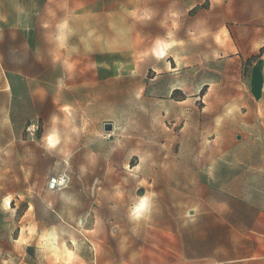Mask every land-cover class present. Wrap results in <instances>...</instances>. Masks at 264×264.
Segmentation results:
<instances>
[{"label": "rangeland", "instance_id": "rangeland-1", "mask_svg": "<svg viewBox=\"0 0 264 264\" xmlns=\"http://www.w3.org/2000/svg\"><path fill=\"white\" fill-rule=\"evenodd\" d=\"M0 60V264H264V0H0Z\"/></svg>", "mask_w": 264, "mask_h": 264}, {"label": "crops", "instance_id": "crops-1", "mask_svg": "<svg viewBox=\"0 0 264 264\" xmlns=\"http://www.w3.org/2000/svg\"><path fill=\"white\" fill-rule=\"evenodd\" d=\"M7 72L8 70L5 68V66L1 63L0 60V78H2V86H0V95L3 97H7L9 95L10 86L7 82ZM7 121V104L6 102L0 103V128H6L8 126ZM9 141V140H7ZM192 260V259H191ZM196 260V259H193ZM199 260H205L209 261L210 264H222V261H220L216 256H205L200 257ZM230 263L233 262V259L228 261Z\"/></svg>", "mask_w": 264, "mask_h": 264}, {"label": "built area", "instance_id": "built-area-1", "mask_svg": "<svg viewBox=\"0 0 264 264\" xmlns=\"http://www.w3.org/2000/svg\"><path fill=\"white\" fill-rule=\"evenodd\" d=\"M68 182H69L68 176L63 174L50 179L48 187L50 190H60L66 187Z\"/></svg>", "mask_w": 264, "mask_h": 264}, {"label": "snow or ice", "instance_id": "snow-or-ice-1", "mask_svg": "<svg viewBox=\"0 0 264 264\" xmlns=\"http://www.w3.org/2000/svg\"><path fill=\"white\" fill-rule=\"evenodd\" d=\"M49 140H50V142L54 145L55 144V140H54V138H49Z\"/></svg>", "mask_w": 264, "mask_h": 264}, {"label": "water", "instance_id": "water-1", "mask_svg": "<svg viewBox=\"0 0 264 264\" xmlns=\"http://www.w3.org/2000/svg\"><path fill=\"white\" fill-rule=\"evenodd\" d=\"M106 130H111V126H107L106 127Z\"/></svg>", "mask_w": 264, "mask_h": 264}, {"label": "clouds", "instance_id": "clouds-1", "mask_svg": "<svg viewBox=\"0 0 264 264\" xmlns=\"http://www.w3.org/2000/svg\"><path fill=\"white\" fill-rule=\"evenodd\" d=\"M139 212H140V209H137V213L139 214Z\"/></svg>", "mask_w": 264, "mask_h": 264}]
</instances>
